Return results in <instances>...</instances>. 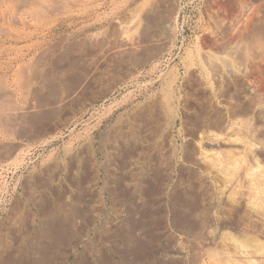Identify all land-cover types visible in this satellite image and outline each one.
<instances>
[{
    "label": "rangeland",
    "instance_id": "374dc122",
    "mask_svg": "<svg viewBox=\"0 0 264 264\" xmlns=\"http://www.w3.org/2000/svg\"><path fill=\"white\" fill-rule=\"evenodd\" d=\"M53 3L0 0L1 243L24 196L68 235L15 264H264V0Z\"/></svg>",
    "mask_w": 264,
    "mask_h": 264
},
{
    "label": "crops",
    "instance_id": "0c3cea01",
    "mask_svg": "<svg viewBox=\"0 0 264 264\" xmlns=\"http://www.w3.org/2000/svg\"><path fill=\"white\" fill-rule=\"evenodd\" d=\"M24 199L25 200L24 201L21 200V202L18 199H15L14 201L11 202L10 206H8V208H7L8 214L6 217V222L8 223V226H7V229L6 228L3 229V231L5 233V235L3 237L4 242L2 244L0 242V248H1V250L4 251V254L2 255L3 257H0V261H1L0 264L18 263L20 261L21 256L24 255V253H26L25 255H27L28 254L27 251L32 252V249L34 250V253H38L40 251H45V253H50L52 248H50V246L47 245L49 241L42 243V241L44 239V236L42 233L38 232L35 235V237H33L29 234L27 227L29 225L28 216H30V215L35 216L34 219L38 222V225H40L41 228H44L45 226H47V224H49L51 220L53 221V220L58 219V223L60 225L58 223L53 224L54 229H53L52 233L54 235L52 236V239H55V241H57V242L60 241V243H65L68 241V235L65 236L67 234V232L63 228L64 224L66 222V216L63 215V212H61L60 207L58 208L55 205V202H57L58 199H61L60 196H52L51 197V205L48 208L45 207V205L43 204V200L39 201V202H35L33 200V198H31L29 196H24ZM15 202L17 204L19 202L18 206ZM36 207H37V209H36ZM38 207H39V209H38ZM56 215H57V218L54 217ZM12 220H13V222H12ZM15 239H17V240H15ZM32 239L35 241V243H33V246H31V250H29L30 248L27 246L26 243L28 241L31 242ZM10 251H12L13 253H9ZM38 258H40V256L39 257H36V256L32 257L30 260H33V261H35L34 263H36Z\"/></svg>",
    "mask_w": 264,
    "mask_h": 264
},
{
    "label": "bare ground",
    "instance_id": "6f19581e",
    "mask_svg": "<svg viewBox=\"0 0 264 264\" xmlns=\"http://www.w3.org/2000/svg\"><path fill=\"white\" fill-rule=\"evenodd\" d=\"M32 1V0H31ZM59 3H58V5L60 6H75V5H77V3H76V0H57ZM11 2V1H10ZM22 2V1H21ZM46 2V1H45ZM78 2V1H77ZM164 2V1H163ZM48 3V2H47ZM54 3H55V0H54ZM53 3V6L55 7L56 6V4H54ZM145 3V2H144ZM93 4V3H92ZM12 6H13V4H11ZM34 5V4H33ZM46 5H49V4H46ZM51 6H52V4H50ZM45 6V5H44ZM150 6H151V4H150ZM39 7V6H38ZM14 8V7H13ZM48 8V7H47ZM16 9V8H15ZM42 9V8H41ZM56 9V8H55ZM62 9V8H61ZM52 10V9H51ZM55 11V10H54ZM60 11V10H59ZM65 11V10H64ZM21 13V12H20ZM36 13V12H35ZM39 13V12H38ZM61 13V12H60ZM22 14V13H21ZM45 14H46V12H45ZM58 14V13H57ZM31 15V14H30ZM56 15V14H55ZM33 16H35V15H33ZM42 16V15H41ZM36 17H39V16H37L36 15ZM43 17V16H42ZM39 20V19H38ZM42 20V19H41ZM138 20H140V19H138ZM238 24V23H237ZM132 29H133V33H132V38L130 39V42H128V45H129V47H133L136 43H137V40H138V38H139V36H141L140 34H143V30L144 29H142V25H141V23L140 22H138L137 20H135V19H133V21H132ZM145 26V25H144ZM131 28V27H130ZM142 29V30H141ZM1 30V29H0ZM242 30V29H241ZM145 32V31H144ZM146 33V32H145ZM144 33V34H145ZM139 34V35H138ZM147 34V33H146ZM145 34V35H146ZM92 36V35H91ZM11 37V36H10ZM141 38H143V37H141ZM140 38V39H141ZM146 38V40H148L147 39V37H145ZM139 39V40H140ZM90 40V39H89ZM97 41V40H96ZM143 41V40H142ZM208 43V42H207ZM221 43V42H220ZM218 44V43H217ZM11 47H13V46H11ZM120 48V47H119ZM1 49V48H0ZM121 50H122V48H120ZM6 50V49H5ZM119 50V49H118ZM2 51H3V49H2ZM11 56H12V54H11ZM44 56V55H43ZM233 56V55H232ZM221 59V60H220ZM31 60V59H30ZM219 60V63H221L222 65H221V68H222V66L224 67L223 69H224V71H225V68L226 67H229L228 68V70H230L231 72H230V74L232 73L233 75H235V76H237L238 74H239V70L234 66L235 64L234 63H230V62H228L227 60H226V62H225V60L223 59V57L222 58H219L218 59ZM212 61V60H211ZM27 62V61H26ZM40 62V61H39ZM38 62V63H39ZM214 62V61H213ZM30 63V62H29ZM215 63V65L217 66L218 65V63L215 61L214 62ZM213 63V64H214ZM217 63V64H216ZM2 64V63H1ZM19 64V63H18ZM44 64V63H43ZM234 64V65H233ZM28 65V64H27ZM18 66V65H17ZM24 67L26 66V65H23ZM30 67H31V65H29ZM32 67H33V65H32ZM218 68H220L219 66H217ZM217 68V69H218ZM14 69H18L17 70V72H18V74L16 73V76L18 75H22L23 73H25V71H27V70H24L23 68H22V66L21 67H17V68H14ZM26 69V68H25ZM31 70V71H30ZM30 70H29V72H26V75L27 74H29V78H30V80H32L33 79V81H35V83L37 82V80L39 79V78H36V77H34L35 76V74H34V71H32V68H30ZM226 70H227V68H226ZM241 70V69H240ZM36 71V70H35ZM16 72V71H15ZM221 72H223V70L221 69ZM228 73L229 71H225L224 72V74L225 73ZM9 74V73H8ZM40 74V73H39ZM199 74V73H198ZM232 74H231V77H232ZM37 75V74H36ZM24 76H25V74H24ZM23 76V77H24ZM28 76V75H27ZM229 76V75H228ZM243 76V75H242ZM12 77V76H11ZM15 77V76H14ZM23 77H21V79L23 78ZM39 77V76H38ZM18 79H20L19 77H18ZM28 79V78H27ZM24 80H26V78L24 77ZM229 80V79H228ZM237 80V79H236ZM17 81V80H16ZM15 81V82H16ZM24 82V81H22V80H18V82ZM28 81V80H27ZM27 81H25V83H23V85H28L29 83H30V85H32L31 84V82L32 83H34L33 81H31V82H27ZM4 82V81H3ZM6 82V81H5ZM17 83V82H16ZM2 84V83H1ZM17 84H20V83H17ZM200 84V83H199ZM6 85H7V82H6ZM14 85H16V84H14ZM21 85V84H20ZM23 85H21V86H23ZM29 85V86H30ZM38 85V84H37ZM21 86H20V88H21ZM24 86V87H25ZM29 86H27V87H29ZM0 87H2V86H0ZM4 87V86H3ZM6 87V86H5ZM35 88V87H34ZM3 89V88H2ZM23 89H25V88H23ZM11 90V89H10ZM9 90L7 89V93H9L8 92ZM1 92V91H0ZM7 93H5V95L7 94ZM14 93V92H13ZM29 93V92H28ZM7 97V96H6ZM5 97V98H6ZM33 103V102H32ZM60 104V103H59ZM36 107V106H35ZM23 108V107H22ZM18 109V108H17ZM17 109H14V108H10V109H8L7 110V113L10 115V116H12V117H15V116H17L18 114H19V112L20 111H18ZM28 110V109H27ZM4 112V111H3ZM0 114H1V112H0ZM4 114H5V112H4ZM22 114H23V112H22ZM2 115V114H1ZM8 115V116H9ZM5 118V117H4ZM3 118V119H4ZM0 119H2V118H0ZM7 119V118H6ZM6 119H4V120H6ZM1 121V120H0ZM39 121V120H38ZM8 122V121H7ZM7 128V127H6ZM2 131V130H1ZM5 131V130H4ZM2 133V132H1ZM6 143V142H5ZM9 144V143H8ZM5 145H7V144H5ZM14 146V145H13ZM12 148V147H11ZM15 148V147H14ZM10 149V148H9ZM11 151V150H10ZM14 151V150H13ZM126 157V156H125ZM143 157V156H142ZM140 158V157H139ZM120 160V159H119ZM86 178V177H85ZM83 179V178H82ZM40 182V181H39ZM45 182V181H44ZM49 187V186H48ZM46 196V195H45ZM17 202V201H16ZM15 202V203H16ZM17 204V203H16ZM18 204H19V202H18ZM18 204H17V206H18ZM58 204V203H57ZM15 205V204H14ZM54 205V204H53ZM37 206V205H36ZM39 206V205H38ZM13 207V206H12ZM15 209V208H14ZM36 209H37V207H36ZM38 209H39V207H38ZM50 212V211H49ZM39 213V212H38ZM62 215V214H61ZM42 216V215H41ZM17 218V217H16ZM50 218V217H49ZM52 221V220H51ZM54 221V220H53ZM62 221V220H61ZM60 221V222H61ZM6 223V222H5ZM59 224V223H58ZM66 224V223H65ZM60 225V224H59ZM18 232V231H17ZM7 233V232H6ZM71 233V232H70ZM3 234H5V233H3ZM65 234V233H64ZM9 236V235H8ZM7 237V236H6ZM4 239V238H3ZM15 240H17V239H15ZM0 242H2L1 240H0ZM9 242V241H8ZM2 244V243H1ZM7 244V243H6ZM4 245V244H3ZM13 245V244H12ZM9 246V245H8ZM3 247V246H2ZM5 248V247H4ZM24 249V248H23ZM35 249V248H34ZM0 250H1V248H0ZM24 254H26V253H24ZM53 254V253H52ZM14 255V254H13ZM9 258V257H8ZM4 259V258H3ZM7 259V258H6ZM5 260V259H4ZM7 261V260H6ZM1 262V261H0ZM45 264V263H44Z\"/></svg>",
    "mask_w": 264,
    "mask_h": 264
}]
</instances>
